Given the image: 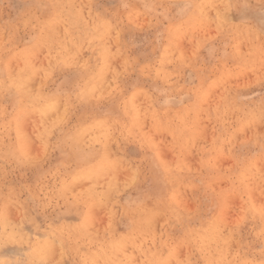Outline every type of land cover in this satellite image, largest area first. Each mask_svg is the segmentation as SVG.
Here are the masks:
<instances>
[{
    "label": "rangeland",
    "instance_id": "obj_1",
    "mask_svg": "<svg viewBox=\"0 0 264 264\" xmlns=\"http://www.w3.org/2000/svg\"><path fill=\"white\" fill-rule=\"evenodd\" d=\"M22 74L0 264H264V0H0Z\"/></svg>",
    "mask_w": 264,
    "mask_h": 264
},
{
    "label": "bare ground",
    "instance_id": "obj_2",
    "mask_svg": "<svg viewBox=\"0 0 264 264\" xmlns=\"http://www.w3.org/2000/svg\"><path fill=\"white\" fill-rule=\"evenodd\" d=\"M17 10V9H16ZM19 48V47H18ZM16 59V58H15ZM20 64V63H19ZM24 74H22L21 76H18V78L16 79V80H12V83H10V80L9 79H5V80H0V88H13V89H15V91H16V94H18L21 98H26L27 99V97H30L29 95H27V90L26 91H24L23 89H21V88H26L25 87V85H24ZM15 81V82H14ZM36 83V82H35ZM34 83V84H35ZM11 85L10 87L8 86V85ZM31 85H33V84H31ZM88 93L91 91V89L90 88H87V90H86ZM47 99V100H46ZM46 99L44 100V102L46 101V103H45V105L46 106H48V105H54V104H48V101H54L55 100V98H53V97H51V96H49V97H46ZM30 100H31V102L32 103H34V99L33 98H31L30 97ZM49 103H51V102H49ZM54 103V102H53ZM56 103H58V102H56ZM35 104V103H34ZM61 104V103H60ZM60 107V106H59ZM56 112H58V110L56 111ZM51 113H54V112H51ZM59 114V113H58ZM31 115V114H30ZM49 116V115H48ZM34 118V117H33ZM35 119H37V118H35ZM48 119V118H47ZM38 120V119H37ZM44 124V123H43ZM39 127V126H38ZM62 140L64 141V137L62 138ZM111 155V154H110ZM68 158H69V161L71 162V159H70V157L68 156ZM106 169V168H105ZM107 171V170H106ZM109 171V170H108ZM42 172V171H41ZM110 173V172H109ZM109 173H107V174H109ZM124 173H126L125 171H124ZM106 174V176H109V175H107ZM118 174V173H117ZM130 174V173H129ZM125 176H127L126 174H125ZM117 179V178H116ZM39 180V177H37V179L35 180V177L33 178V182L34 183H36L37 181ZM94 180V179H93ZM92 180V181H93ZM96 180H97V178H96ZM90 181V180H89ZM82 182H84V181H82ZM85 184V183H84ZM79 185H80V183H79ZM82 185V184H81ZM80 185V186H81ZM98 185V184H97ZM105 185V184H104ZM104 185L102 186L103 188H104ZM76 186V185H75ZM118 187V186H117ZM98 188V187H97ZM73 189V188H72ZM111 194V193H110ZM123 204V203H122ZM109 205V204H108ZM107 205V206H108ZM103 208H104V206H103ZM107 209V208H106ZM16 224V223H15ZM24 228V227H23ZM92 230V229H91ZM99 233V232H98ZM38 236V235H37ZM45 236H46V234H45ZM29 237H30V235H29ZM39 237V236H38ZM17 238V237H16ZM24 239V238H23ZM29 239H32L31 237L29 238ZM31 241V240H30ZM37 243V242H36ZM34 246V245H33ZM32 246V247H33ZM36 247H37V245H36ZM28 249V248H27ZM36 249V248H35ZM22 250V249H21ZM15 251V248L13 249V252ZM17 251V250H16ZM42 251H43V249H40L39 251L36 249L32 254H31V258H30V263H28V264H39L40 263V260H42V259H46V256L42 253ZM57 251V250H56ZM18 252V251H17ZM46 252V251H45ZM47 252H49V251H47ZM19 253H21V252H19ZM55 253V252H54ZM46 254V253H45ZM51 254V253H50ZM49 254V255H50ZM56 254V253H55ZM15 255V254H14ZM16 255H19V256H21L20 254H17L16 253ZM23 256V255H22ZM50 258V257H49ZM51 260V259H50ZM49 260V261H50ZM20 260H18L15 264H23V263H21V262H19ZM53 260H51L50 262H52ZM47 263H49L48 262V260L46 261Z\"/></svg>",
    "mask_w": 264,
    "mask_h": 264
},
{
    "label": "crops",
    "instance_id": "obj_3",
    "mask_svg": "<svg viewBox=\"0 0 264 264\" xmlns=\"http://www.w3.org/2000/svg\"><path fill=\"white\" fill-rule=\"evenodd\" d=\"M55 89V92H53V93H63V88L62 87H58V89L57 88H54Z\"/></svg>",
    "mask_w": 264,
    "mask_h": 264
}]
</instances>
